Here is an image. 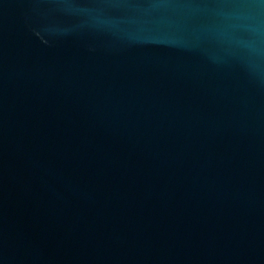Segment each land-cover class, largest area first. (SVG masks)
<instances>
[{
    "label": "water",
    "instance_id": "1",
    "mask_svg": "<svg viewBox=\"0 0 264 264\" xmlns=\"http://www.w3.org/2000/svg\"><path fill=\"white\" fill-rule=\"evenodd\" d=\"M0 264H264V0H0Z\"/></svg>",
    "mask_w": 264,
    "mask_h": 264
}]
</instances>
